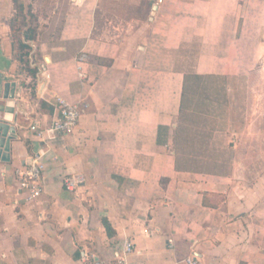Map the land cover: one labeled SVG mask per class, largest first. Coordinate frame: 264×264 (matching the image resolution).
I'll list each match as a JSON object with an SVG mask.
<instances>
[{"label": "crops", "instance_id": "1", "mask_svg": "<svg viewBox=\"0 0 264 264\" xmlns=\"http://www.w3.org/2000/svg\"><path fill=\"white\" fill-rule=\"evenodd\" d=\"M154 5L0 0V121L10 117L15 130L9 161L0 160V264H82L84 254L112 264L125 239L131 263L185 264L192 254L200 264H264L255 148L246 152L232 132L217 134L226 143L214 154L197 152L179 113L185 77L261 73L264 0ZM29 16L27 66L14 35L22 38ZM6 83L12 98L2 95ZM55 96L79 102L81 115L71 134L43 141L28 127L50 126ZM37 150L43 193L26 202L14 170ZM69 175L80 177L75 192L62 184Z\"/></svg>", "mask_w": 264, "mask_h": 264}, {"label": "rangeland", "instance_id": "2", "mask_svg": "<svg viewBox=\"0 0 264 264\" xmlns=\"http://www.w3.org/2000/svg\"><path fill=\"white\" fill-rule=\"evenodd\" d=\"M263 68L262 65L261 75L259 69H255L254 77L237 78L235 82L231 77L223 76L189 79L187 82L189 106L188 110L183 111L181 115L180 121L184 125L180 133L181 135L186 133L198 135V139L193 140L191 144L195 151L208 154L206 150H209L211 154H214L213 150L222 149L225 147L223 143H226L221 142L217 134L236 132L242 135L241 147L246 152L254 150V147L257 165L264 164L262 156L264 141L260 140L262 136H259V133L263 132L261 125L264 120ZM249 122H254L256 126L247 129ZM248 132L256 133L259 137L254 139L246 137L244 134ZM213 136L216 139H212ZM207 138L211 139L207 140ZM250 156H252L251 153Z\"/></svg>", "mask_w": 264, "mask_h": 264}, {"label": "built area", "instance_id": "3", "mask_svg": "<svg viewBox=\"0 0 264 264\" xmlns=\"http://www.w3.org/2000/svg\"><path fill=\"white\" fill-rule=\"evenodd\" d=\"M163 0H154V4L159 5ZM87 59L85 53L78 56V61ZM81 77L83 76L80 74ZM54 111L50 126L46 129H41L36 122L29 125V130L33 132L37 138L46 141L49 137H63L71 134L78 125L81 115V104L79 102H70L60 96L54 98ZM45 152L41 150L34 151L30 156V161L24 166L15 168L14 174L19 192L23 195L26 202L37 200L43 193L42 174L45 169V164L42 157ZM80 177L69 175L63 176L62 184L64 188L70 192H75L80 184ZM133 250V244L129 239H125L122 244V249L115 257L112 264H138L131 263L127 259V255ZM82 264H105L102 260H94L90 254H84ZM185 264H200L199 260L190 255L184 260Z\"/></svg>", "mask_w": 264, "mask_h": 264}, {"label": "trees", "instance_id": "4", "mask_svg": "<svg viewBox=\"0 0 264 264\" xmlns=\"http://www.w3.org/2000/svg\"><path fill=\"white\" fill-rule=\"evenodd\" d=\"M15 8H16L17 13L19 15V12L23 9V7L21 6V4L15 2ZM14 26L15 25L12 23L11 24L12 29L14 31H17V29H15ZM23 26L25 28L22 32V38H20L17 34L14 35V38H15L16 43L18 44V47L20 48L19 57H20L21 61H24V63H26V65L28 66L27 55H28L29 46H28V44H26V41L32 40L35 36V27L32 26V18L30 16H29V20H27L26 17H24ZM193 78L200 79L199 76H194ZM187 82H189V78L185 77L184 81H183L181 97H180V109H179L180 115H182V113L186 107L185 105L188 103ZM104 226L106 227V229L108 231L109 225L106 221L104 222Z\"/></svg>", "mask_w": 264, "mask_h": 264}, {"label": "water", "instance_id": "5", "mask_svg": "<svg viewBox=\"0 0 264 264\" xmlns=\"http://www.w3.org/2000/svg\"><path fill=\"white\" fill-rule=\"evenodd\" d=\"M156 8V5L153 6V9ZM11 86V84L6 83L4 86V90L2 95L6 98L8 95L10 98H12L11 96V92L9 93V87ZM12 87H14V85H12ZM14 91V88H13ZM6 110H8V112H11V108L10 106H6ZM4 108L3 106L0 105V111H2ZM6 120V121H5ZM7 121H11L10 117H4V121H0V160L3 162H7L9 161V144L10 141L14 139L15 137V130L9 126Z\"/></svg>", "mask_w": 264, "mask_h": 264}]
</instances>
